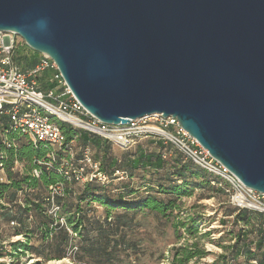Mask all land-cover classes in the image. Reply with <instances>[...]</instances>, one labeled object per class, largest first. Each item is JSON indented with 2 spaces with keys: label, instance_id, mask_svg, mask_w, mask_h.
I'll use <instances>...</instances> for the list:
<instances>
[{
  "label": "water",
  "instance_id": "95a60500",
  "mask_svg": "<svg viewBox=\"0 0 264 264\" xmlns=\"http://www.w3.org/2000/svg\"><path fill=\"white\" fill-rule=\"evenodd\" d=\"M0 31L99 120L173 115L264 193V0H0Z\"/></svg>",
  "mask_w": 264,
  "mask_h": 264
},
{
  "label": "trees",
  "instance_id": "16d2710c",
  "mask_svg": "<svg viewBox=\"0 0 264 264\" xmlns=\"http://www.w3.org/2000/svg\"><path fill=\"white\" fill-rule=\"evenodd\" d=\"M25 46L27 47L26 44ZM33 52L38 54L36 51ZM17 58V63L22 70L33 67L38 61V57L29 59L27 53L24 51L20 52ZM37 78L39 81L42 80L39 86L41 90L47 91L50 89L47 87L50 83L48 84V82H45L44 76H38ZM9 120L8 116L0 114V130L5 132L8 128ZM59 124L66 136V145L59 152V160L64 159V150H66L68 144L76 139L82 141L84 145L92 144L98 150L104 149L105 154L107 153V150H105L106 147L113 144L88 131L84 130L78 132L68 123L59 122ZM14 136H16L18 140V146L16 148L7 149L8 157L4 163L8 181L0 183V198H3L8 192L9 202H0V211L3 212V216L6 219L17 221L19 223V226L16 225L17 234L25 235L27 238L26 241L18 240L14 244L16 255L25 253L26 250H32L33 253H37L38 255L45 254L44 249L39 247L34 248L30 245L31 237L34 236V234H36L35 231L38 230L40 238L45 242L49 240L54 230L60 229V234L55 237L53 243H48L47 247L54 249L58 259L65 258L67 256L66 248L73 234L66 228V225H68L81 240V245L77 246L76 250L81 257L89 258V260L92 259L93 261L100 259L105 260L107 263H113L115 261V252L117 248L123 244V236L120 232L121 227L124 225L126 214L128 215L131 211H140L143 209L165 216L177 211L176 220L173 223L174 227L177 230L183 228L191 235L192 241L190 243L175 246L173 249L174 253L172 255L169 253L170 256H168V258L172 264H189L193 260H201L210 254V251L205 248L201 241L209 234H201L199 223L202 221L203 217L198 212L193 211V209L199 207V205L195 204L188 207L186 209L187 215L181 217L179 214L183 212L184 208H182L178 201L183 197L195 196V190L197 188L200 192L198 196L200 199L211 198L215 196L213 192H222L223 190L225 191V188L223 186L213 185L212 181L220 182V180L197 167L192 161L188 159L183 160L181 158H175L173 160L172 172L170 174L174 179L170 183H161L158 185V192L165 194L167 197L160 198L152 193H148V195L140 199L136 204L117 201L121 200V197H119V199L112 198L108 195L105 186L97 180L84 183L77 193L72 189L77 182H68L65 184L64 194L56 196V202L60 205L59 214L64 211L70 203L67 208L69 209L66 219L67 222L61 225L54 216L48 213L50 202L46 201L45 198L49 192L50 185L61 182L64 178L55 169L46 170L44 167H40L34 162L35 160L47 158V149L44 146L35 147L32 141L24 135L17 134ZM22 136L26 138L27 141L21 143ZM149 138L152 139L151 143L155 145L162 146V144L165 143L162 141L163 139L159 137L150 136ZM165 156V153L140 152L133 162L137 166L160 170L167 164ZM16 160L25 164V169L23 171L12 169L14 168ZM99 164L100 171L105 175L108 169L115 168V161L113 159L103 164L99 162ZM37 168L41 169L39 177L35 176L33 173V170ZM45 191L46 195L44 196L43 194ZM21 193L25 194L23 199L21 198ZM72 195L77 199V203L70 202L69 198ZM84 202H88V205L98 202L106 206L108 208V215L105 220L91 219L82 206ZM117 206L122 207L124 213L116 216L113 221L110 219V210ZM233 208V211L237 212V220L244 221L247 226L254 222V211L239 209L235 206H233ZM32 213H35L39 220L35 223V228L28 229L27 221ZM257 213L259 214L257 215L259 223L256 230L259 234V239L255 242L256 249L253 250L251 248V242L253 241L245 243L246 237L249 235L248 231L244 228L240 229L236 234L234 243L229 245L230 256L226 253L218 254L213 264H217L219 261H221V264H242V262L238 261L241 256H243L246 264H264V213ZM223 222L227 221L224 220ZM54 223H56L55 226L53 225ZM88 226L93 227L95 236H91V232L84 233ZM178 237H181V235ZM223 248L226 247L223 246ZM0 254H2L1 249Z\"/></svg>",
  "mask_w": 264,
  "mask_h": 264
},
{
  "label": "rangeland",
  "instance_id": "374dc122",
  "mask_svg": "<svg viewBox=\"0 0 264 264\" xmlns=\"http://www.w3.org/2000/svg\"><path fill=\"white\" fill-rule=\"evenodd\" d=\"M33 49L28 45L27 47L21 45L20 50L17 49V57L20 52H26L29 59L34 57H42V53H34ZM18 60V58H16ZM27 70V69H26ZM39 76H44L45 82H48V88H54L56 92H59L56 83H51L49 80L52 77V70L45 71ZM42 81V80H40ZM38 79V85L40 86ZM72 126V125H71ZM73 127V126H72ZM78 132L84 131L83 129L74 127ZM4 131L0 130V139H2ZM21 143L27 141L23 136L21 137ZM151 138L146 137L139 140L138 143L133 145L129 149H122L117 145L110 144L106 147L107 153L103 150H98L92 144L84 145L82 141L76 139L72 141L64 150V159L73 156L76 159H81L85 151H88L94 160L101 162L115 161L113 169H108L106 176L107 179L104 182H100L105 186L108 195L112 198L121 197L122 203L136 204L140 199L144 198L148 193H152L160 198L167 197L165 194L158 192V185L161 183H170L174 179L170 174L172 172V163L175 158H181L186 160L177 149L168 142L162 144V146L151 143ZM140 152L145 153H165V159L167 164L160 170L151 169L149 167L137 166L133 160L138 157ZM120 168V169H119ZM124 170V171H123ZM214 177V176H213ZM220 180V179H219ZM84 183H76L72 189L75 192H79ZM46 191L44 192V196ZM199 189L195 190V196L183 197L178 203L184 208L183 212L179 215L185 217L187 215L186 209L192 205H199V207L193 209L194 212H198L202 215L203 219L199 223L201 234H207L202 239V244L210 251V254L201 259L193 260L189 264H213L216 256L221 253L229 255V245L236 240V234L240 229H246L249 235L246 237L247 242H251V248L256 249L255 242L259 239L257 232V225L259 223L257 219V212H253V221L249 226L244 221L237 220L233 206L228 202V195L226 191L213 192L215 196L211 198H198ZM25 196L21 193V198ZM42 199V197H41ZM70 202L77 203L75 196H70ZM4 203L9 202V193L7 192L2 198ZM88 202L82 203L85 211L91 219L105 220L108 213V208L101 203L94 202L90 205ZM70 205V203L67 205ZM64 209L56 219L62 225L67 222L68 210ZM124 209L120 206L114 207L110 210V216L113 221L116 216L122 215ZM177 211L169 213L168 215L158 214L147 209L140 211H131L126 214L124 225L121 227V235L123 236V244L117 248L115 252L116 257L113 263H107L105 260L93 261L89 258L81 257L76 251H73L74 246H80L81 240L73 232L70 242L66 248L67 256L62 259H58L56 252L52 248H48V243H53L56 236L60 234V229L54 230L50 235L49 240L43 241L38 234L31 237L30 245L34 248H41L45 250V254L38 255L33 253L32 250H26L25 253L16 255L14 244L16 241H26L25 235L17 234L16 226L11 223V220L6 219L3 216V212L0 211V264H172L169 261V253H174V247L180 246L192 241L191 235L183 228L178 230L174 227L173 223L176 220ZM39 220L35 213H32L31 217L27 221L28 229L35 228V223ZM227 222H223V221ZM54 226L56 223L53 224ZM91 232V236H95V231L92 226H88L84 233ZM181 235V237H178ZM225 246L226 248H223ZM76 252V253H75ZM230 256V255H229ZM242 264L244 262L243 256L238 259ZM255 263V262H252ZM217 264H221L219 261Z\"/></svg>",
  "mask_w": 264,
  "mask_h": 264
},
{
  "label": "built area",
  "instance_id": "2783aa9c",
  "mask_svg": "<svg viewBox=\"0 0 264 264\" xmlns=\"http://www.w3.org/2000/svg\"><path fill=\"white\" fill-rule=\"evenodd\" d=\"M23 43L26 44L16 33L0 31V114L10 119L1 139L0 183L8 181L4 163L8 157L7 149L18 146V140L14 136L17 134L27 137L35 147L44 146L47 158L34 162L46 170L55 169L64 178L63 181L50 185L45 198L50 202L48 213L55 219L60 210L56 196L64 194L66 183H86L93 180L104 182L107 176L100 171L99 162L88 151H85L81 159L70 156L59 160V152L66 145V136L59 122H65L122 149L131 148L145 137H159L172 144L197 167L220 179V182L212 181V184L225 188L231 205L264 213V193L246 186L186 131L175 116L165 117L163 113H151L132 119L127 124L105 123L94 116L72 93L56 63L49 56L43 54L33 67L22 70L17 63L16 53ZM48 70H52L49 80L56 83L59 92L54 88L47 91L39 88L37 77ZM12 169L23 171L25 164L16 160ZM33 173L39 177L41 169H34ZM0 202H3L2 198ZM61 220L63 225V218ZM11 223L19 226L17 221ZM66 228L73 233L71 227L66 225ZM76 250L77 246H74L73 251Z\"/></svg>",
  "mask_w": 264,
  "mask_h": 264
}]
</instances>
